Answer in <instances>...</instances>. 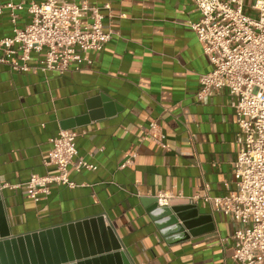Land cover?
Returning <instances> with one entry per match:
<instances>
[{
    "label": "crops",
    "instance_id": "0c3cea01",
    "mask_svg": "<svg viewBox=\"0 0 264 264\" xmlns=\"http://www.w3.org/2000/svg\"><path fill=\"white\" fill-rule=\"evenodd\" d=\"M10 1L29 0L0 4ZM75 2L98 7L113 32L101 50L88 52L91 64L43 72L35 52L29 71L0 62V194L12 233L102 215L132 264H237L236 223L204 197L236 187L239 125L227 88L198 97L199 76L212 63L190 26L202 16L195 0ZM17 14L13 24L9 8L0 13V38L31 21L27 8ZM89 21V14L81 18ZM78 118L88 122L68 128L77 132L75 160L97 168L71 165L75 186L50 183L35 200L26 183L34 174H56L48 163L51 139ZM153 123L159 142L149 134ZM161 190L173 195L169 207L195 204L212 220L197 235L168 242L148 211Z\"/></svg>",
    "mask_w": 264,
    "mask_h": 264
},
{
    "label": "built area",
    "instance_id": "2783aa9c",
    "mask_svg": "<svg viewBox=\"0 0 264 264\" xmlns=\"http://www.w3.org/2000/svg\"><path fill=\"white\" fill-rule=\"evenodd\" d=\"M202 16L190 22L202 44L212 69L199 76L201 99L214 90L227 88L239 125L240 144L233 162L236 187L223 196L210 197L217 211L230 215L236 223L232 235L233 255L237 264H264V0H195ZM27 4V5H26ZM110 8L109 5H106ZM254 10L252 16L247 8ZM11 10L13 24L17 12L27 8L31 21L24 27L15 26L13 33L0 38V62L16 71L31 69L32 54L42 58L43 72L64 73L82 61L92 63L88 52L101 50L113 37L103 26L104 15L96 6L75 0L12 1L0 4ZM90 15L91 21L82 25L81 18ZM160 127L153 123L149 134L159 142ZM157 132V134H154ZM77 132L62 129L54 136L48 163L56 167V174H34L26 183L35 200L39 193H49V184L56 182L75 186L69 177V167L95 170L97 165L83 157L75 160ZM173 195L161 190L156 199L159 206H169ZM192 201L197 200L193 197Z\"/></svg>",
    "mask_w": 264,
    "mask_h": 264
},
{
    "label": "water",
    "instance_id": "95a60500",
    "mask_svg": "<svg viewBox=\"0 0 264 264\" xmlns=\"http://www.w3.org/2000/svg\"><path fill=\"white\" fill-rule=\"evenodd\" d=\"M88 122L71 120L65 129ZM150 216L168 242L197 235L211 215L199 213L195 204L159 206L155 197ZM0 264H132L114 230L99 215L34 232L14 235L0 194Z\"/></svg>",
    "mask_w": 264,
    "mask_h": 264
},
{
    "label": "rangeland",
    "instance_id": "374dc122",
    "mask_svg": "<svg viewBox=\"0 0 264 264\" xmlns=\"http://www.w3.org/2000/svg\"><path fill=\"white\" fill-rule=\"evenodd\" d=\"M245 1H246V3H247L248 6H250L251 3L253 2V0H245ZM251 15L252 16H257V13L256 12H252Z\"/></svg>",
    "mask_w": 264,
    "mask_h": 264
},
{
    "label": "trees",
    "instance_id": "16d2710c",
    "mask_svg": "<svg viewBox=\"0 0 264 264\" xmlns=\"http://www.w3.org/2000/svg\"><path fill=\"white\" fill-rule=\"evenodd\" d=\"M246 11H247L248 13H250L251 10H250V8L248 7V8L246 9Z\"/></svg>",
    "mask_w": 264,
    "mask_h": 264
}]
</instances>
